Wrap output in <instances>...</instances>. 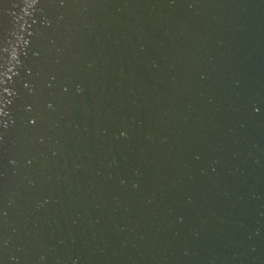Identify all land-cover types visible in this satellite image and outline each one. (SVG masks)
Here are the masks:
<instances>
[{
    "label": "water",
    "instance_id": "1",
    "mask_svg": "<svg viewBox=\"0 0 264 264\" xmlns=\"http://www.w3.org/2000/svg\"><path fill=\"white\" fill-rule=\"evenodd\" d=\"M0 264H264V0H0Z\"/></svg>",
    "mask_w": 264,
    "mask_h": 264
}]
</instances>
